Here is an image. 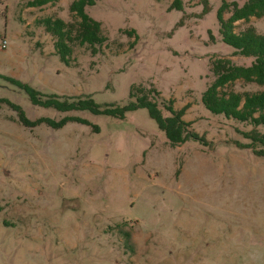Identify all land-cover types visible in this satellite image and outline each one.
<instances>
[{
  "label": "rangeland",
  "instance_id": "rangeland-1",
  "mask_svg": "<svg viewBox=\"0 0 264 264\" xmlns=\"http://www.w3.org/2000/svg\"><path fill=\"white\" fill-rule=\"evenodd\" d=\"M29 1L0 0V264H264V159L237 144L250 125L201 103L215 57L252 61L220 36L222 0L205 13L200 0H182V10L173 0H98L87 12L108 40L94 55L73 47L69 65L41 20L71 21L72 0ZM235 24L264 35V16ZM8 78L99 103H124L131 87L152 82L207 144L170 145L145 108L117 120L34 105ZM14 105L31 120L89 123L27 127Z\"/></svg>",
  "mask_w": 264,
  "mask_h": 264
},
{
  "label": "trees",
  "instance_id": "trees-1",
  "mask_svg": "<svg viewBox=\"0 0 264 264\" xmlns=\"http://www.w3.org/2000/svg\"><path fill=\"white\" fill-rule=\"evenodd\" d=\"M98 0H72L68 10L72 20L65 21L60 17H45L41 20L45 31L53 38L54 53L66 64H70L73 47L80 46L90 54H97L108 37L103 33L101 23L93 19L87 8ZM56 0H30V6L52 4ZM204 4L202 13L209 10L208 0H200ZM169 8L183 9L182 0H173ZM228 13V17L224 14ZM264 16V0H222L217 11L220 36L226 44L235 49L234 55L252 57L250 64H239L229 56H218L211 61L212 79L201 95V103L213 114H222L227 119L250 125L249 130H237L247 143L237 142L241 147L249 148L253 155L264 159V91H236L229 89L236 81L264 84V35L252 24H246L236 32L235 22H248L251 17ZM181 23V21H180ZM130 35L134 31L129 32ZM8 80L22 89L31 103L58 112H88L94 115H105L123 120L131 111L145 108L149 116L155 120L158 128L164 133L167 142L179 146L189 140L199 141L206 145L204 135L190 128L191 122L183 119L185 108H176L172 98H165L152 82L130 88L128 99L124 103H99L91 94L56 95L44 94L34 87L16 79ZM17 121L27 127L44 122L55 128L69 121L89 123L85 117L67 114L58 120L50 117L29 119L24 110L14 105ZM95 131L97 126H93ZM129 236L128 232L124 233Z\"/></svg>",
  "mask_w": 264,
  "mask_h": 264
},
{
  "label": "built area",
  "instance_id": "built-area-1",
  "mask_svg": "<svg viewBox=\"0 0 264 264\" xmlns=\"http://www.w3.org/2000/svg\"><path fill=\"white\" fill-rule=\"evenodd\" d=\"M5 45H6V41H5V39H3V40H2V43H1V45H0V47L4 48Z\"/></svg>",
  "mask_w": 264,
  "mask_h": 264
}]
</instances>
